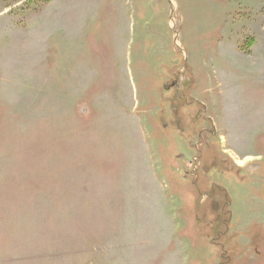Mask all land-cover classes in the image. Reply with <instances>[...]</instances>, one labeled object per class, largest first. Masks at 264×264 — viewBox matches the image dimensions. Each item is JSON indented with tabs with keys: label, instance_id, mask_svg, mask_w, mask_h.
I'll return each instance as SVG.
<instances>
[{
	"label": "rangeland",
	"instance_id": "obj_1",
	"mask_svg": "<svg viewBox=\"0 0 264 264\" xmlns=\"http://www.w3.org/2000/svg\"><path fill=\"white\" fill-rule=\"evenodd\" d=\"M0 264H264V0H0Z\"/></svg>",
	"mask_w": 264,
	"mask_h": 264
}]
</instances>
